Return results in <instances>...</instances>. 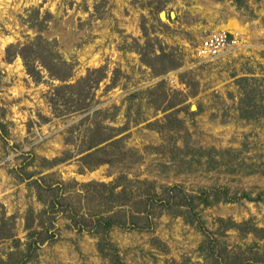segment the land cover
<instances>
[{
	"label": "rangeland",
	"instance_id": "obj_1",
	"mask_svg": "<svg viewBox=\"0 0 264 264\" xmlns=\"http://www.w3.org/2000/svg\"><path fill=\"white\" fill-rule=\"evenodd\" d=\"M0 264H264V0H0Z\"/></svg>",
	"mask_w": 264,
	"mask_h": 264
},
{
	"label": "built area",
	"instance_id": "obj_2",
	"mask_svg": "<svg viewBox=\"0 0 264 264\" xmlns=\"http://www.w3.org/2000/svg\"><path fill=\"white\" fill-rule=\"evenodd\" d=\"M235 42L236 36L232 37L226 31H212L198 45L196 52L203 59H211L223 53Z\"/></svg>",
	"mask_w": 264,
	"mask_h": 264
},
{
	"label": "trees",
	"instance_id": "obj_3",
	"mask_svg": "<svg viewBox=\"0 0 264 264\" xmlns=\"http://www.w3.org/2000/svg\"><path fill=\"white\" fill-rule=\"evenodd\" d=\"M148 201V200H147ZM51 203H52V206L54 207L55 206V202L53 201V200H51L50 201ZM149 204L146 202V204L142 207V215L141 214H139V215H141V216H138V217H136L137 215H133L132 216V220H133V222L131 223L132 224V226H139V225H137L138 224V222H142L141 224H147V222L149 221L150 222V219H149V217L151 216V214H152V211H151V207H150V209H149ZM135 216V217H134ZM83 220H84V218L83 217H81ZM29 223V222H28ZM102 223V227L104 228V229H107L109 226H110V221H107V222H101ZM28 226H30V228L29 229H32V227H31V224H28ZM27 226V227H28ZM33 230V229H32ZM38 243H40V241H38L37 239H31L30 240V245L31 244H38ZM41 244V243H40ZM113 261H115V259H112ZM216 261V260H215Z\"/></svg>",
	"mask_w": 264,
	"mask_h": 264
},
{
	"label": "bare ground",
	"instance_id": "obj_4",
	"mask_svg": "<svg viewBox=\"0 0 264 264\" xmlns=\"http://www.w3.org/2000/svg\"><path fill=\"white\" fill-rule=\"evenodd\" d=\"M233 26V25H232ZM233 29L236 30V32H241L243 30V27L238 26L237 24L233 26ZM235 32V33H236Z\"/></svg>",
	"mask_w": 264,
	"mask_h": 264
}]
</instances>
